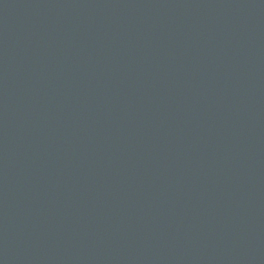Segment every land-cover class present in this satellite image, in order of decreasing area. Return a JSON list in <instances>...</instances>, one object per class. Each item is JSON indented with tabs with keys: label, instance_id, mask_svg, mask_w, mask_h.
Segmentation results:
<instances>
[{
	"label": "water",
	"instance_id": "obj_1",
	"mask_svg": "<svg viewBox=\"0 0 264 264\" xmlns=\"http://www.w3.org/2000/svg\"><path fill=\"white\" fill-rule=\"evenodd\" d=\"M0 264H264V0H0Z\"/></svg>",
	"mask_w": 264,
	"mask_h": 264
}]
</instances>
